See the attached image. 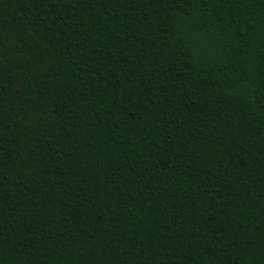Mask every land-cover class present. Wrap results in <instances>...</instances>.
I'll return each mask as SVG.
<instances>
[{
	"label": "trees",
	"instance_id": "16d2710c",
	"mask_svg": "<svg viewBox=\"0 0 264 264\" xmlns=\"http://www.w3.org/2000/svg\"><path fill=\"white\" fill-rule=\"evenodd\" d=\"M0 264H264V0H0Z\"/></svg>",
	"mask_w": 264,
	"mask_h": 264
}]
</instances>
